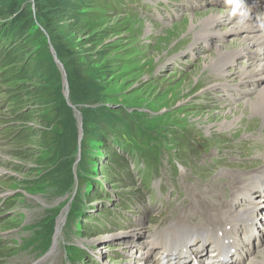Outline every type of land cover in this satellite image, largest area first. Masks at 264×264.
Returning <instances> with one entry per match:
<instances>
[{
  "label": "rangeland",
  "instance_id": "374dc122",
  "mask_svg": "<svg viewBox=\"0 0 264 264\" xmlns=\"http://www.w3.org/2000/svg\"><path fill=\"white\" fill-rule=\"evenodd\" d=\"M89 1L88 9L80 12L85 15L77 21L66 17V12L54 15L51 36L54 40L60 38L73 55L74 63L69 59H63V63L68 70L74 66L102 88L93 106L109 108L123 118L132 133L141 136L144 129L149 135L127 146L111 142L112 136L107 144L88 142L84 156L89 173H85L80 187L82 203L75 209V221L67 226L66 218L63 220L56 252L41 253L37 250L39 243H31L34 226L41 218L57 212L55 235L58 220L65 216L66 207L71 209L76 193L75 187L61 192L46 178L37 180L48 167L44 160L50 153L44 141L58 131L46 129L36 102L26 92H32L39 85L38 78L45 76L50 55L60 72L63 98L76 120L81 114L65 97L64 75L53 58L50 38V54H43L46 59L34 80L13 81L7 73H0V201L5 199L0 204V264H152V258L141 254L154 232L174 225L200 228L205 221L224 219L214 208L216 202L229 205L230 191L264 165V127L257 116L246 112L242 98L249 95L248 87L235 84L238 75L252 68L247 66L249 52H240L236 63L226 66L222 73L204 71V64L216 55V50L237 45L241 36L228 32L221 24L211 28L215 34L202 38L204 32L198 28L203 17H197L214 13L242 21L246 11L248 20L258 25L264 17V0H246L250 10V6L243 9L242 2H237L236 14L216 3L223 0ZM228 1L234 5L233 0ZM190 18L196 28L189 29ZM30 51L31 48L17 67L26 64ZM34 58L39 60L36 54ZM256 59L254 68L262 62ZM60 63L65 72V65ZM215 73L224 77L217 79ZM256 79L247 86L253 84L254 91H262L264 78ZM42 88L48 93L55 85L51 82ZM13 97L23 101L11 103ZM24 100L26 103H22ZM44 112L49 113V109ZM232 112H237L238 121L229 131L221 132L222 121L234 118L225 119ZM171 141L180 143L179 148ZM192 145L197 146L198 153ZM154 146L160 154L152 169L157 167L158 172H150L143 160L147 148L155 153ZM182 146L184 158L175 157L182 155ZM243 175L239 184L235 176L240 179ZM250 197L264 204V191L257 190ZM239 201L248 203L244 198ZM263 204L257 219L264 216ZM242 238L240 233L238 240ZM249 249L251 258L258 257L261 251L259 246ZM66 253L77 261L67 260ZM205 257L201 261L200 257L194 259L199 260L198 264H207ZM243 261L239 264L246 263Z\"/></svg>",
  "mask_w": 264,
  "mask_h": 264
},
{
  "label": "trees",
  "instance_id": "16d2710c",
  "mask_svg": "<svg viewBox=\"0 0 264 264\" xmlns=\"http://www.w3.org/2000/svg\"><path fill=\"white\" fill-rule=\"evenodd\" d=\"M89 4V0H0V18L4 16L11 18L0 19V73H7L13 81L34 80L46 59L43 58V54H50L47 45L48 38L51 39L60 62L63 63V59H69L71 64L74 63L72 61L73 55L67 50L62 40L60 38L54 40L51 36L54 31V15L66 12V17L77 21L81 15H85L80 14V12L88 9ZM30 48V59L24 66L17 67L21 59L25 60L23 55ZM34 54L39 57V60L35 61ZM46 63H48L49 69L44 77L38 78L39 85L34 87L32 92H26L36 102V109L41 115V120L46 129L50 131V128H56L58 131L57 134L51 135L44 141V146L50 153L44 160L48 167L37 180L46 178L61 192L76 188L66 221L67 226H70L75 221V209L79 208L82 203L80 187L85 182L84 175L89 173V165L84 156L88 149V142L107 144L109 137L112 136L111 142L118 146H121V143L127 146L146 138L145 135H149V133L143 129V135L138 136L132 133V129L124 122L123 118L113 114L109 108L103 110L93 106V103L98 102L102 88L95 81L85 78L80 70L74 66L68 70L63 63L68 84L69 102L76 106L81 114L82 139L79 142L76 117L61 94L60 72L51 55L47 58ZM51 82L55 88L45 93V90H42V85ZM9 101L18 104L23 99L13 97ZM22 103H26V101L24 100ZM46 109H49V113L44 112ZM125 116L132 123L135 122L129 115L125 114ZM46 141L50 143L46 144ZM171 144L178 145V148L180 145V143L175 144L174 141H171ZM78 146L80 158L77 162ZM163 147L169 150L168 146L164 145ZM181 148L182 155H175V157L184 158L185 147L182 146ZM192 150L198 153L196 145H192ZM152 151L155 153L147 148L143 157L149 166V171L153 168L155 161L158 162V155L160 154L156 146L152 148ZM158 170L159 168H154L155 172ZM56 214L57 212L54 215L51 214V217L41 218L34 226V237L31 243H39L37 250L41 253L46 252L51 245ZM31 249L35 250L34 247ZM67 256L72 257L68 254Z\"/></svg>",
  "mask_w": 264,
  "mask_h": 264
},
{
  "label": "bare ground",
  "instance_id": "6f19581e",
  "mask_svg": "<svg viewBox=\"0 0 264 264\" xmlns=\"http://www.w3.org/2000/svg\"><path fill=\"white\" fill-rule=\"evenodd\" d=\"M245 9H248V7H245ZM246 13L247 12L245 11L244 17L246 19L241 17V20L243 22L237 20L233 21L230 16L221 17L214 13L205 14L204 16L201 15L197 16L199 18L203 17L201 18L202 20L199 24L201 26L198 28L200 31L203 30L202 32H204L202 38L204 37L209 38L210 34H215L213 33V30H211V28L221 26V24L224 25L226 29H228L227 30L228 32L234 34L238 33V35L241 36L240 41L237 43V45L233 43L231 46L226 47L225 50H216L215 51L216 55L212 57L206 64H204V68H205L204 71L208 72L213 70L222 73L223 69L226 66H228L229 64L234 65V63H236L237 56H239L240 52L248 51L249 54H247L246 57H248L247 59L249 61V64L247 66L252 68L248 70L247 73L245 72V74L238 75L239 77H237L238 80H236L235 84L243 87H248L249 95L242 98L243 104L246 107V112H250L251 117L257 116V118L260 119L259 121L262 123V127H264V84L261 85L260 87V90L262 91H254L251 87V85L253 86V84L247 86L249 83L254 82L253 80H255L257 77L264 78V64H262V62L264 63V35H263L264 25L260 26L259 24L257 25L252 21L248 20L250 19V15ZM191 20L192 18L189 19V22ZM190 27L196 28V25L193 24V20L189 25V29ZM211 39H213V37ZM230 47H234V48L228 49ZM257 57L262 59V62H260L257 68H254L253 66L255 65V59ZM217 77H219L217 79L220 78L222 79L224 76L218 75ZM234 78L235 77H232L230 78V80L233 81ZM229 116H232L234 118L231 120V122L222 121L223 130H221V132L229 131L230 127L233 125V122L238 121L239 119V117L237 116V112H235V114L232 112L231 114L226 116L225 119L229 118ZM257 172L258 173H254L252 177L250 176V178L249 177L246 179L244 178V180H242L244 175L241 176L240 179L237 176H235L237 182L240 184L242 180L243 184L241 186H238L239 188H237L232 193L230 191L231 203L229 205H226L225 203L216 202L214 208L223 214L225 220L224 219H221L219 221L208 220L207 222L205 221L204 223H201L200 225L202 227L200 228H195V227L177 228L174 225L173 228L165 229L162 226L164 229L154 232V234L149 238L150 239L149 246L151 247L150 248L149 246L142 247L143 254H141V257L143 258L150 257L154 262L152 264H159L161 258H168L169 255H172L175 256L174 264H178V263L193 264V258H191L192 260L191 263H189L187 259L193 255H194L193 257H195V253H197L198 255L200 254L202 255L205 252L206 255L211 254L212 256H216L217 258L223 257L222 261L220 260L217 261L212 256L207 255L205 257V259H208V262H206L207 264H239V262L240 261L242 262L243 260H246L245 264H264V216L262 215L261 219H257L256 216V213L260 214V212L263 211L260 208V204L263 203L257 204L251 201V197H250L253 194V192H256L257 190L262 192L264 191V165L260 166V170ZM243 198L246 199L248 203L244 204L239 201L240 199ZM235 201H239V202H235ZM193 210H196V208ZM57 224L58 225L53 239V248L47 255L52 254L57 250L59 244L58 236L59 234L62 233L61 232L62 229H60V226L63 224V216L59 218ZM258 225L260 226L258 227ZM240 233H242V235L245 237V240L243 242H241L242 240L241 241L238 240V236L240 235ZM194 244L196 247H199L201 250L199 251L194 250L193 249ZM210 245H214L215 249L213 251L208 252L207 248ZM249 245L251 246L249 247ZM253 246H259V248H261L258 257L255 258L249 257L248 254L250 252L249 248ZM155 248L161 251L160 257H157L155 255L154 253ZM232 250H234L233 254H231ZM237 258L239 262H237ZM199 260L201 261V259ZM199 260L194 259V261H196L197 264Z\"/></svg>",
  "mask_w": 264,
  "mask_h": 264
},
{
  "label": "water",
  "instance_id": "95a60500",
  "mask_svg": "<svg viewBox=\"0 0 264 264\" xmlns=\"http://www.w3.org/2000/svg\"><path fill=\"white\" fill-rule=\"evenodd\" d=\"M50 50H51V52H52V54H53V58H54L56 64L60 67V69H61L62 72H63V75H64L63 86H64V88H65V97L68 98V93H69V91H68V84H67V80H66V74H65V72H64V70H63V67H62L61 63L59 62V60H58V58H57V56H56V54H55L53 48L50 47ZM77 123H78V130H79L78 141L80 142L81 139H82V120H81V118L77 119ZM49 251H50V250H49Z\"/></svg>",
  "mask_w": 264,
  "mask_h": 264
}]
</instances>
